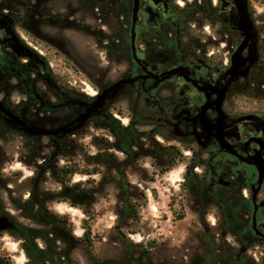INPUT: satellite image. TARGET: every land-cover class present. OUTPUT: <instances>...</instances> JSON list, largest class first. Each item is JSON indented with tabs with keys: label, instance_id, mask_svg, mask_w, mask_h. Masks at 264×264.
<instances>
[{
	"label": "rangeland",
	"instance_id": "rangeland-1",
	"mask_svg": "<svg viewBox=\"0 0 264 264\" xmlns=\"http://www.w3.org/2000/svg\"><path fill=\"white\" fill-rule=\"evenodd\" d=\"M165 1L137 0L133 18L137 14L139 29L133 35L142 49L147 42V25L155 16L154 9L161 2L165 4ZM188 1L190 2L184 3L190 5L194 2ZM198 1L201 2L196 0V5L190 7H184L183 2L178 1L172 4L176 8L169 6L166 16L159 14L160 18L157 20L164 23L170 20L174 25L180 23L185 26L187 29L181 36L182 44L197 42L195 52L211 65L221 68L228 65L223 70L224 75L228 76L227 83L219 88L214 84L209 86L217 88L213 102L209 104L215 112L212 120L214 126L221 128V131L230 130L240 119L245 118L264 124V0H235L233 17L235 16L236 24L232 32H229L232 38L228 37L224 24L220 25L216 18H212V13L206 8L205 11L200 8ZM1 2H5L7 7L4 9L7 13L1 14L0 19L5 28L7 48L15 58L21 59L22 63L26 62L31 70L28 83L33 85L29 89L33 97L26 94L29 99H25L20 105L25 114L30 106L36 110V106L41 103L48 105L47 107L50 105L51 108L48 112H36L39 114H35L36 117L16 115L11 106L25 98L24 94L13 91L8 95L4 86L0 95L5 94L9 104L0 102V105L36 128L55 132L54 135H26L18 130L20 125L8 123L7 117L0 111L6 118V125L0 119L1 130L8 131L5 134L2 132L0 136V206L6 209L7 217L15 226L20 224L37 227L10 200L11 197L18 196L22 200L27 199L28 190L33 184L28 179L34 176V170L37 169L35 165L42 163L41 159H37L35 165L31 162L32 157L26 154V140L38 139L43 146L44 155L51 157L53 153H57L59 165L64 164L65 158L69 156H75L85 163L86 156L104 152L105 146L113 143L111 132L101 118L107 114L123 127L132 124L138 129L144 152L136 160H129L124 172L109 173L101 168L100 174L91 177L95 182L105 183L95 190L91 219L65 202L47 205L49 211L66 215L72 225V237L76 239L83 233V221L86 220L89 225L94 238L93 248L88 250L82 243H78L72 252V259L77 264H106L107 261L123 264L130 254L133 258L138 257V251L141 250L148 251L153 264H203V259H200L203 256L223 255L225 245L241 239L240 229L246 230L231 206L223 210L221 222L236 225L233 230H225L220 226L215 228L212 225L215 223L213 217L206 220L200 217L198 208L193 203L197 196L195 190H198L200 182L189 176L195 173L193 171L197 168L194 167L198 165L191 162V148L177 139L161 135L154 126L145 123L146 119L142 114H135L133 119L130 117L136 101L135 93L130 90L134 83L121 85L114 95L113 90L109 92L105 100H100L99 106L90 112V117L83 121V115L103 91L120 81L130 79V22L134 0H0ZM223 2L226 0H222ZM33 3L39 4V11L56 14L39 23L37 19L32 22L30 18H26L28 21L25 24H13L15 16L29 17ZM209 5L214 8L217 0H211ZM248 24L251 25L250 33L253 37L248 42L253 47L246 48L245 52V44L244 49L238 53V48L247 38L245 31ZM163 31L168 41L174 38V30L169 26ZM162 37L165 38V35ZM152 40L154 50L158 51L162 41L158 36ZM17 45L26 48L31 53L30 57L25 52H22L23 56L16 55L13 48ZM250 50L252 63L248 64ZM237 61L245 64L238 70L237 76L232 78L231 70ZM37 64L43 67L42 71L38 70L40 77L36 73ZM45 81L56 86L61 96L59 99L55 96L56 89L53 91L54 88H48ZM96 88L101 93H97ZM220 89L225 92L218 108L216 100ZM160 96L165 98L168 95L161 93ZM203 105L197 110L195 118L200 117ZM186 112L191 115L189 111ZM174 126L173 133L180 136L177 124ZM63 128L69 131L59 132ZM233 131L237 133V128ZM163 132L166 134V131ZM152 142L163 147H174L180 160L170 170H161L166 169L168 162L167 159L151 155ZM224 143L227 144L225 141ZM95 144L99 147H95ZM134 150L140 151V148L136 147ZM109 153L118 162L126 160L125 154L120 151L110 150ZM50 171L45 172L44 183L39 188L43 191H58L60 185L52 180ZM86 180V176L75 175L71 184L92 188ZM123 182L127 185L124 191L122 188L118 189ZM128 197L139 203V220L135 222L126 219L124 223L127 228L123 229L126 236L120 238L114 228L123 211V199ZM39 229H42L41 226ZM206 229L209 231L206 232ZM135 245L137 247L132 248ZM131 250L134 252L131 253ZM248 255L259 257L257 249H251ZM0 257L10 260L12 264L27 262L20 242L8 231L0 232Z\"/></svg>",
	"mask_w": 264,
	"mask_h": 264
},
{
	"label": "flooded vegetation",
	"instance_id": "flooded-vegetation-1",
	"mask_svg": "<svg viewBox=\"0 0 264 264\" xmlns=\"http://www.w3.org/2000/svg\"><path fill=\"white\" fill-rule=\"evenodd\" d=\"M166 1L165 4L161 2L154 9L155 16L147 25V42L143 49L136 43L133 34V40L131 38L129 43L128 76L130 79H135L130 90L136 96L130 117L133 119L135 114L138 116L142 114L146 119L145 123L154 126L160 133L163 130L166 131L165 135L168 138L177 139L191 148V162L198 163V165L194 167L197 168L196 171H193L195 173H191L189 176L194 177L196 182H200L198 190H195L197 196L192 200L197 206L202 220L213 217L215 223L212 225L215 228L220 226L225 230H233L236 225L221 222L223 210L231 206L246 230L240 229L241 239L234 240L233 244L225 245L223 255L200 258L203 259V264L205 261V264H209V262L214 264H264V124L258 121L255 123L247 118L240 119L233 128H237V133L233 129L221 131V138L227 144L224 143L223 145L218 142L217 132L213 129L212 121L215 112L211 110L212 107L209 105L213 102L212 98L216 91L209 86L214 84L219 88L227 83L228 76L224 75L223 70H226L228 65L225 68L211 65L207 59L195 52L197 42L188 41L182 44L183 38L181 36L187 29L185 26L180 23L174 25L170 20H166V24L157 20L160 18L159 14L163 17L166 16L167 8L169 6L174 7L172 4L182 1L184 7H190L196 5V0L190 5L184 3L190 2L188 0ZM198 2L200 8L204 11L206 8L207 11L211 12V17L216 18L220 25L224 24V30L228 33V37L232 38L230 33L236 24L235 16L233 17L235 0H226L223 3L222 0H217V5H214V8L209 5L211 0ZM196 7L198 8V6ZM6 8L5 2H1L0 19L1 14L7 13L4 10ZM38 8L39 4L33 3L29 17H27L28 15L15 16L13 17V24H25L28 21L26 18H30L32 22L37 19L39 23L43 19H47L46 17L49 18L52 14H56L53 12L46 14L39 11ZM136 16L137 14L133 18L132 12L130 32L133 30V33H138L139 29ZM167 26L174 30L175 36L170 41L166 39V33L163 31ZM164 35L165 38L162 37ZM5 36V28L0 22L1 57L8 54ZM156 36L162 41L158 51L157 49L154 50L155 45L152 40ZM251 46L252 43L247 42L245 49L243 47L244 51L246 52V48ZM4 63V58H1L0 65L3 66ZM41 68L40 70L38 67L36 68L39 77L40 73L38 72L43 70V67ZM170 71L175 73L163 79L164 74ZM45 83L48 88L51 90L54 88L53 91H55V85L46 81ZM31 86L33 87V85ZM25 89L28 91L26 86ZM96 91L101 93L99 88H96ZM55 92L57 93L56 99H59L61 97L58 94L59 91L57 92L56 89ZM161 93L168 96L161 98ZM23 96L25 98L11 106V110L19 116L25 114L20 103L29 99L27 96ZM0 102L7 105L9 99L5 94L0 95ZM205 103H208L206 110H209L195 118L197 110ZM47 106L41 103L40 106H36L38 107L36 110L30 106L25 115L36 117L38 111H50V105ZM82 109H84L83 106ZM186 110L189 111L190 116ZM0 119L2 124L6 125V118L1 113ZM175 123L181 131L180 136L173 133V128L176 127L174 126ZM4 212H7L6 209ZM4 216L7 217L4 213L0 214V217ZM8 219L12 222L10 218ZM12 224L13 228L7 230L8 232L16 229L13 222ZM208 231L206 229V232ZM251 249H257L259 257L248 255ZM199 262L202 261L199 260Z\"/></svg>",
	"mask_w": 264,
	"mask_h": 264
},
{
	"label": "trees",
	"instance_id": "trees-1",
	"mask_svg": "<svg viewBox=\"0 0 264 264\" xmlns=\"http://www.w3.org/2000/svg\"><path fill=\"white\" fill-rule=\"evenodd\" d=\"M1 58H4L5 63L3 66L0 65V93L4 86V88H7L8 95L14 91L23 92L24 95L27 94L33 97L29 93L31 84L28 83V80L31 70L28 68L27 63H22L21 59L15 58L9 49L8 54L4 57L0 56ZM37 66L39 70L42 69L39 64ZM46 68L48 70V67ZM25 86H27L28 91ZM101 118L105 122V127L111 132L113 143L108 144V147L105 146L104 152L86 156L85 163L76 159L75 156H69L65 158L64 164L59 165L57 153H53L51 157L44 155L43 146L38 139L28 138L26 140V154L32 157L31 162L35 165L37 164V159L42 160V163L35 165L37 169L34 170V176L28 179L33 184L28 190L27 199L22 200L21 196L17 198L11 197L10 199L13 202V206L26 219L37 226L32 228L19 224L11 232L13 238L20 242V247L27 259L26 264H77L72 259V252L77 247V244L82 243L88 250L93 248L94 238L91 236L89 225L86 220L83 221V233L81 237L76 239L72 237V225L66 215L49 211L47 205L65 202L71 207L81 210L83 214L91 219L92 214L90 213L93 212L92 205L96 195L95 190L102 183L105 184L103 181L95 182L91 177L100 174L101 168L106 169L109 173L114 171L124 172L126 163L129 160H136L139 155H143L144 150L141 147L140 133L135 126L131 124L123 127L117 120L107 114ZM1 128L0 126V136H2L3 132ZM6 132L8 131L4 130L3 133L5 134ZM162 134L165 135V133ZM95 147H99V145L95 144ZM136 147L140 148V151L134 150ZM110 150L122 152L125 154L126 160L118 162L113 154L109 153ZM151 155L163 160L167 159L168 165L166 169L161 170H170L180 160L178 151L174 147H163L156 142H152ZM48 171L52 174V180L60 185V190L50 192L39 188V185L44 183L45 172ZM75 175L86 176V183L91 184L92 188L88 189L80 184H71ZM4 186H6V183H4ZM126 187L127 185L123 182L118 189L122 188L124 191ZM122 210V214L118 217L114 228L120 238L126 236V233L123 232V229L127 228V224L124 223L126 219L135 222L139 220V203L131 200L130 197L126 200L123 199ZM1 213L8 215L0 206ZM39 226L42 229H39ZM136 247V245L132 246V248ZM133 252L131 250V253ZM138 252V257L133 258L130 254L123 264H153L147 250ZM0 264L12 263L10 260L0 257ZM106 264L112 263L107 261Z\"/></svg>",
	"mask_w": 264,
	"mask_h": 264
},
{
	"label": "water",
	"instance_id": "water-1",
	"mask_svg": "<svg viewBox=\"0 0 264 264\" xmlns=\"http://www.w3.org/2000/svg\"><path fill=\"white\" fill-rule=\"evenodd\" d=\"M136 5H137V0H134V11H133V15L135 14V9H136ZM251 25L248 24V26H246V31H245V34L247 35V38L245 39V42L244 44L240 45V47L238 48L237 52H241V50L243 49L244 45L250 40L252 39V35L250 33L251 31ZM132 34H133V30H132ZM132 40H133V37H132ZM132 45H133V42H132ZM13 50L15 51L16 55L18 56H23L24 54L22 52H25L26 56L30 57L31 53L28 52V50L26 48H24L23 46L21 45H17L15 46V48H13ZM251 50L249 51L250 55H249V58L247 59V62L248 64H251L252 63V56L251 55ZM237 55V53H236ZM244 62L243 61H240V62H236V64L234 65L233 64V68L231 70V76L232 78L237 76L238 74V70H240V68L242 69V67L244 66ZM173 71H170L168 73H165V77L163 79H166L168 78L170 75H172ZM135 81V79H126V80H123V81H120L118 83H116L115 85H113L112 87H110L109 89L105 90L102 92L101 96L99 98H97L91 105V107L89 108L88 112H86L84 115H83V121H85L88 117H90V112L93 111L94 109H96L98 106H99V102L100 100H105L107 94L109 92H111L113 90V93L112 95L115 94L116 90L123 84H132L133 82ZM213 90L216 91V88ZM220 93H217L218 96H217V100H216V105L219 106L221 105V102H222V98L224 96V89H220L219 90ZM207 105L208 103H205L203 106H202V111L200 113V116L203 114V112H205L206 108H207ZM0 111L7 117V120H8V123L10 124H18L20 125L19 129L20 131L24 132L26 135H32V136H40V135H54L55 132H48V131H45V130H42V129H39V128H36L35 126L33 125H30L28 123H26L24 120L16 117L15 115H13L8 109L2 107L0 105ZM213 129L216 130L217 132V140L219 143L223 144L224 145V140L223 138H221V128H219L218 126H213ZM63 131H59V132H68L69 130L67 129H62ZM13 228V224L11 221H9V219L7 217H0V232L2 231H7L9 229Z\"/></svg>",
	"mask_w": 264,
	"mask_h": 264
}]
</instances>
